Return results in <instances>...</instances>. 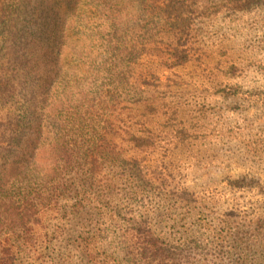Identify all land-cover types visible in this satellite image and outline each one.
Listing matches in <instances>:
<instances>
[{"label":"rangeland","instance_id":"rangeland-1","mask_svg":"<svg viewBox=\"0 0 264 264\" xmlns=\"http://www.w3.org/2000/svg\"><path fill=\"white\" fill-rule=\"evenodd\" d=\"M227 3L200 5L208 10L194 20L185 64L154 60L160 81L143 96L162 97L168 110H129L126 101L113 112L112 139L130 148L102 165L104 186L84 195L86 212L70 220L44 208L27 230L0 217L13 264H264V3L241 0L240 11ZM84 30L65 38L69 59L92 51L97 29ZM131 134H154L145 143L161 148L136 149ZM147 228L165 248L151 259L143 252L153 247L134 238Z\"/></svg>","mask_w":264,"mask_h":264},{"label":"trees","instance_id":"trees-1","mask_svg":"<svg viewBox=\"0 0 264 264\" xmlns=\"http://www.w3.org/2000/svg\"><path fill=\"white\" fill-rule=\"evenodd\" d=\"M206 1L0 0V217L6 226L27 230L30 217L40 221L44 208L70 220L87 211L84 195L104 186L97 180L102 165L127 157L130 148L112 139L114 113L126 101L129 110L144 106L155 115L170 108L153 92L143 96L160 81L155 71L161 68L152 64L159 58L173 68L190 59L192 26L206 14L208 8H200ZM227 1L242 9L241 0ZM244 1L250 7L264 3ZM94 27L87 42L92 51L69 59L65 38L71 32L77 41L78 32ZM146 138L155 136H130L134 148H161ZM153 236L149 228L134 236L153 247L149 256L143 252L146 259L165 250ZM13 259L5 238L0 264Z\"/></svg>","mask_w":264,"mask_h":264}]
</instances>
